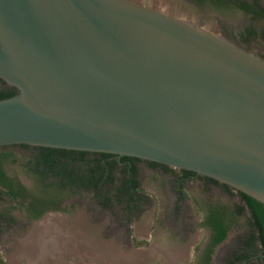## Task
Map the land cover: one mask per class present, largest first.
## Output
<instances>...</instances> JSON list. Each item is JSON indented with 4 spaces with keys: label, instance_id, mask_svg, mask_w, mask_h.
I'll use <instances>...</instances> for the list:
<instances>
[{
    "label": "water",
    "instance_id": "obj_1",
    "mask_svg": "<svg viewBox=\"0 0 264 264\" xmlns=\"http://www.w3.org/2000/svg\"><path fill=\"white\" fill-rule=\"evenodd\" d=\"M0 145L147 158L264 204V58L131 0H0Z\"/></svg>",
    "mask_w": 264,
    "mask_h": 264
},
{
    "label": "rangeland",
    "instance_id": "obj_2",
    "mask_svg": "<svg viewBox=\"0 0 264 264\" xmlns=\"http://www.w3.org/2000/svg\"><path fill=\"white\" fill-rule=\"evenodd\" d=\"M131 1L220 35L248 26L251 36L239 46L264 58V13L253 15L206 0ZM258 2L264 8V0ZM0 150L12 152L7 170L32 186L33 175L25 165L32 149L5 144ZM121 167H115L113 182L103 189L112 195L103 206L97 204L99 195L92 190L71 192V201L62 212L31 221L19 204L0 196V213L12 210L15 217L0 224L1 264H264L246 205L232 219L226 238L212 249V255L207 260L201 256L210 233L203 224L207 208L222 203L236 210L244 204L236 189L208 184L200 176L180 179L178 169L140 161L136 200L128 211L124 200L113 196Z\"/></svg>",
    "mask_w": 264,
    "mask_h": 264
},
{
    "label": "trees",
    "instance_id": "obj_3",
    "mask_svg": "<svg viewBox=\"0 0 264 264\" xmlns=\"http://www.w3.org/2000/svg\"><path fill=\"white\" fill-rule=\"evenodd\" d=\"M210 4L229 6V0H206ZM245 1L240 6L245 5ZM246 8V6H245ZM17 87L7 84L0 77V99L10 96L17 92ZM23 147L29 144L22 143ZM34 154L26 161L28 173L36 172L33 175L34 184L28 186L23 183L16 173H10L6 164L10 162L12 152L10 150H0V196H6L11 201L23 209L28 219L39 217L47 209H65L62 202L71 192L81 190H92L97 195L103 191L108 183L113 182L114 170L119 161L116 158L103 160L101 156H108V152L88 151L82 149L52 147L44 145H34ZM129 157L136 159V156L122 155L120 160ZM126 165L119 169L120 175L117 179L118 186L113 196L124 200L126 209L130 211L131 205L136 200L134 188L137 185L133 177L132 164L129 174H125ZM186 172H193L186 170ZM52 178L46 181L48 176ZM210 180L217 181L210 177ZM244 204H238L236 210L222 203L211 204L210 209L205 215L203 223L210 227L209 242L206 250L205 260L209 258L215 244L222 241L229 229L230 222L235 215L241 212L246 205L249 209L251 221L255 229L258 246L264 252V204L256 198L239 191ZM106 201L112 199V195L104 191ZM7 223L5 218L0 216V224ZM254 237V236H253ZM2 260H0V264Z\"/></svg>",
    "mask_w": 264,
    "mask_h": 264
},
{
    "label": "flooded vegetation",
    "instance_id": "obj_4",
    "mask_svg": "<svg viewBox=\"0 0 264 264\" xmlns=\"http://www.w3.org/2000/svg\"><path fill=\"white\" fill-rule=\"evenodd\" d=\"M243 1H245L246 3H245V5L243 6H240L241 4H242V2ZM259 2H258V0H229V3H228V5H230V6H232V7H238V8H240L242 11H244V12H248V13H251V14H253V15H255V14H258V13H264V8L262 7V9H261V6L258 4ZM245 6H246V8H245ZM250 27H248V26H244V27H242L241 28V30H237V29H234L233 30V32H227V33H225V35H222V36H224L225 38H227V39H229V40H231V41H233L234 43H236V44H240V41L241 40H243V39H248L250 36H251V31H250ZM13 145H17V146H20V147H23V145H22V143H13ZM34 145H32V144H29V147L28 148H30V149H32V154H34L35 153V148L33 147ZM36 146V145H35ZM38 146V145H37ZM103 160H105V159H112V158H116L118 161H119V165H120V167H121V164H125L126 165V168H125V174H129V171L128 170H130V166L133 164L134 166H135V170H130L132 173H133V177H134V179H137V177H138V167H137V163L138 162H140V161H143L144 163H147V164H149V165H151V166H157V167H162L163 169H178L179 171H180V174H179V178L180 179H185V178H187V177H189V176H200L203 180H206V183H208V184H211V183H216L217 185H218V187H220V188H223V189H225L228 185L227 184H225V183H222V182H219V181H212V180H210V177L209 176H206V175H203V174H200V173H196V172H186V170H188V169H184V168H179V167H174V166H171V165H167V164H164V163H162V162H158V161H155V160H151V159H147V158H141V157H138V158H136V159H131V158H129V157H126V158H123L122 160H120V156H118V155H116V154H114V153H110V155H108V156H101V155H99ZM118 165V166H119ZM192 171V170H191ZM31 174L32 175H36V172H31ZM48 176L45 178V180L46 181H49L52 177L51 176H49V173L47 174ZM20 178V177H19ZM21 179V181L23 182V183H25V184H27L26 182H24V180H22V178H20ZM28 185V184H27ZM136 188V187H135ZM85 191H89V190H81L80 192H76V193H80V194H82V193H84ZM73 192H75V191H73ZM93 192H95V191H93ZM95 193H97V192H95ZM239 193V192H238ZM104 194V191H102L100 194H99V198H98V200L96 201L97 202V204L98 205H100V206H103V204L105 203V202H107L106 201V198H105V196L103 195ZM240 195V194H239ZM71 201V197H67V198H65L64 200H63V202H62V206H66V204L68 203V201ZM14 203L16 202V201H13ZM211 206V205H210ZM210 206L207 208V212H208V210L210 209ZM64 209H57V208H53V209H47L46 211H44L39 217H36V218H30V219H28V217L26 216V214H25V212H23V209H22V213H23V215H24V217L27 219V220H35V219H39V218H42L43 216H45L47 213H49V212H53V211H58V212H62ZM207 212H206V214H207ZM0 216H2V218H5V221L6 222H8L10 219H15V217H14V215L12 214V210L10 211H7V212H3V213H0ZM8 218H10V219H8ZM205 218V217H204ZM177 220V219H176ZM203 221H204V219H203ZM177 222V221H176ZM204 225H206L205 223H203ZM208 228H209V231H210V227L208 226V225H206ZM209 236H210V233H209V235H208V237H207V239H206V241L202 244V246H201V251H200V253H202L201 254V256L203 257L204 255H206L207 253H206V250H207V245H208V242H209ZM226 238V237H225ZM224 238V239H225ZM223 239V240H224ZM222 240V241H223ZM222 241H220V242H222ZM220 242H218L217 244H215L214 245V247L213 248H215ZM244 247L246 248V247H249L247 244H245L244 245ZM260 248V247H259ZM214 250V249H213ZM261 250V249H260ZM177 251V250H176ZM212 252L213 251H211L210 253H211V255H212ZM261 252H262V254H264V252L261 250ZM248 257V256H247ZM232 258H234V255L232 256Z\"/></svg>",
    "mask_w": 264,
    "mask_h": 264
},
{
    "label": "bare ground",
    "instance_id": "obj_5",
    "mask_svg": "<svg viewBox=\"0 0 264 264\" xmlns=\"http://www.w3.org/2000/svg\"><path fill=\"white\" fill-rule=\"evenodd\" d=\"M129 258H131V257H129Z\"/></svg>",
    "mask_w": 264,
    "mask_h": 264
}]
</instances>
